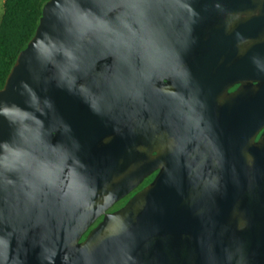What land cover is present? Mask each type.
Here are the masks:
<instances>
[{"label":"water","instance_id":"obj_1","mask_svg":"<svg viewBox=\"0 0 264 264\" xmlns=\"http://www.w3.org/2000/svg\"><path fill=\"white\" fill-rule=\"evenodd\" d=\"M165 1L44 5L0 90V264H264V132L254 140L264 120L249 124L248 154L229 157L228 171L170 155L149 186L107 213L164 157L148 153L161 128L149 121L161 85L151 63L165 39L196 36V13ZM121 104L134 118L135 169L125 176L118 156L92 147L115 131Z\"/></svg>","mask_w":264,"mask_h":264},{"label":"flooded vegetation","instance_id":"obj_2","mask_svg":"<svg viewBox=\"0 0 264 264\" xmlns=\"http://www.w3.org/2000/svg\"><path fill=\"white\" fill-rule=\"evenodd\" d=\"M165 2L168 10L196 13L192 17L196 36L176 38L171 45L165 39L161 60L151 63L161 85L151 89L148 97L149 121L161 128L159 140L157 135L152 136L148 153L151 159L164 157L152 162V174L107 213L119 210L149 186L170 155L201 157L205 170L228 171L223 165L229 157L248 154L249 124L264 120V0ZM123 107L121 104L115 131L92 147L108 157L118 156L117 167L125 176L127 170L131 174L135 169V161H131L135 146L133 113L129 109L127 116ZM175 124L181 128L171 133L170 126ZM191 132L197 134L191 136ZM263 132L264 128L256 134L255 142ZM88 150V143H84V153ZM102 219H97L82 240Z\"/></svg>","mask_w":264,"mask_h":264},{"label":"trees","instance_id":"obj_3","mask_svg":"<svg viewBox=\"0 0 264 264\" xmlns=\"http://www.w3.org/2000/svg\"><path fill=\"white\" fill-rule=\"evenodd\" d=\"M49 0H4L0 20V90L19 53L35 34Z\"/></svg>","mask_w":264,"mask_h":264},{"label":"rangeland","instance_id":"obj_4","mask_svg":"<svg viewBox=\"0 0 264 264\" xmlns=\"http://www.w3.org/2000/svg\"><path fill=\"white\" fill-rule=\"evenodd\" d=\"M3 1L4 0H0V20H1L2 14H3Z\"/></svg>","mask_w":264,"mask_h":264},{"label":"crops","instance_id":"obj_5","mask_svg":"<svg viewBox=\"0 0 264 264\" xmlns=\"http://www.w3.org/2000/svg\"><path fill=\"white\" fill-rule=\"evenodd\" d=\"M3 3H4V1H3Z\"/></svg>","mask_w":264,"mask_h":264}]
</instances>
